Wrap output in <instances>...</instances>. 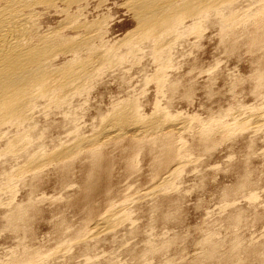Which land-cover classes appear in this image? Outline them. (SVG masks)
Returning <instances> with one entry per match:
<instances>
[{
    "label": "rangeland",
    "instance_id": "1",
    "mask_svg": "<svg viewBox=\"0 0 264 264\" xmlns=\"http://www.w3.org/2000/svg\"><path fill=\"white\" fill-rule=\"evenodd\" d=\"M91 3L90 14L81 19L99 22L107 48L100 49L102 55L109 52V48L115 52L104 55L109 58L104 57V64H98L108 67L96 71L98 65L95 66L94 79L84 82L83 91L68 100L71 106H45L47 109L43 107L41 113L36 114L38 135L35 140L42 145L44 155L41 150L36 153L34 157L39 160L31 167L25 166L27 172L23 167L18 169L27 175L17 171L21 179L15 176L10 192L1 189L5 180L0 172V264H12L11 255L15 253H21L20 256L33 253L29 260L37 264H218L219 260L226 261L229 249L234 248L229 255L232 264H249L255 259V247L264 249V116L262 120L257 119V123L250 119L256 111L264 115V46L257 51L245 43L246 31L250 33L249 30L258 26L259 21L255 19L258 5L244 2L240 6L238 13L245 15L243 18L240 14V18L235 19L238 22L232 32H236L231 37H227L213 19L195 28L196 33L188 32L171 53L170 63H164L166 67L161 65L162 61H157L156 53L147 48L140 50L144 54L139 50L132 54V49H128L127 43L134 42L138 36L135 33L139 25L127 0H91ZM51 19L53 27L66 21L61 15H53ZM232 43L236 46L234 50L230 49ZM116 55L121 62L117 63L118 56L117 60L113 59ZM71 59L70 55L59 56L56 67L68 61L67 66L71 68ZM257 59L262 62L258 63ZM65 66L64 69L69 70ZM128 105L139 113L134 110L136 115L129 109L125 114ZM67 110L71 112L66 115ZM162 112L165 113L159 115ZM153 116L160 120L157 122L162 128L156 125ZM238 116L240 120L235 122ZM132 117L133 121L128 122ZM150 118L155 119L154 122ZM223 124L225 129L222 130ZM154 125L159 128L155 130ZM103 128L107 132L99 136ZM6 129L8 134L5 132L4 138L7 139L0 142V153H7L6 143L9 138L15 139L18 131L9 125ZM159 129L162 130L159 132ZM171 131L176 147H180V157L165 163L164 146H153L151 142L169 139ZM205 132H209V136L204 137ZM96 134L98 139L87 147L78 146L79 138H94ZM92 151L102 154L97 165ZM2 161L3 157L0 171L10 172V162ZM21 164L26 165L24 160L17 163ZM32 165L36 166V172ZM247 175L252 185L234 194L233 189ZM88 177L89 181L92 179L90 190H86ZM88 194L91 196L86 199ZM29 198L34 200L33 208ZM21 202L30 207L31 218L24 223L27 228L22 224V231L19 229L16 233L6 224L4 215ZM209 243L221 246L218 250L221 256L218 252L215 255L221 257H216L218 260L207 255ZM235 245L242 246L239 249ZM150 247H156L155 253L146 254ZM253 263L259 264L257 260Z\"/></svg>",
    "mask_w": 264,
    "mask_h": 264
},
{
    "label": "bare ground",
    "instance_id": "2",
    "mask_svg": "<svg viewBox=\"0 0 264 264\" xmlns=\"http://www.w3.org/2000/svg\"><path fill=\"white\" fill-rule=\"evenodd\" d=\"M127 1L129 3L130 9H132V11L134 13V16L137 19L138 25H139L138 26L139 28H137L138 30L135 33V35H138V36H136L137 37L136 40L133 39L134 42H130V43L128 42V40H127L128 43L126 42L127 45L129 44L128 49H132V54H133V52L135 53L138 50L140 51L144 48H147V50H150L151 53H156V55L158 56V58L156 57V59H158L157 61L158 62L162 61V63H163V64L161 63V65H165L164 63L169 64L170 60L172 59L171 53H173V51L175 50L177 45L181 44L184 41L182 38H184L188 32L192 33L193 31H195V28H198L199 26H201L202 23H204L205 21L207 23L208 19H210V20L213 19L217 24H219V27L221 26L220 28L223 29V33H225V35L227 37L233 36L232 33H235L236 31L232 32L233 31L232 28H233V26H235V23L238 22V20L235 21V19H238L237 17H239V15L241 14V13L239 14L238 12H240L239 8H240V6L243 5L244 2H246V4L248 3L250 5H255V6L258 5V9L256 8L257 13L255 15L256 16L255 19H258V21H259V22H257L258 26L256 25V23L254 24L257 26L256 29L254 28V30H249L250 33H248V30L246 31L247 34H246L245 43H246L248 48L254 49V50L257 48V51H258V49L263 48V46H264V0H127ZM91 4H92L91 0H0V142L4 138L5 132H7L6 127L8 125L14 126L18 130L17 135H15L16 138L14 137L15 139H11L8 136L10 141L8 142V144L6 143L7 148L5 147L7 153H2V152L0 153V160H1V157H3L4 163L8 164L9 162L10 163L14 162L13 164L9 163V166H12V169L10 171L11 173L7 169H3L2 171H0L1 177H4V180H5V184L3 185V187L1 185V189L3 188L2 190L5 193L8 190H9V192L11 191V188L13 187L12 183H15V181H16V179H14L15 176H17L16 172L18 171L19 174L22 173L24 175L25 174L27 175L26 172H27L28 167H26L27 169H25L24 167L27 165L31 167V164H34L39 160L38 158H36L34 156H36L35 154L38 153L40 150H41V154H43L42 153L43 150H42V148H40V146H42V145L37 142L38 139H37V141L35 140L37 135H38V132L35 131V130H37L36 125H35L36 124L35 121H37L35 119L36 114L41 113V111H42L41 109L43 107L45 109H47V107H45V106H48V108H49V107H52L53 105H57V107L59 108L60 106H63V104L64 105L70 104L68 102V100L74 99L76 95L81 93V90L83 91L82 88L84 87L83 86L85 84L84 82H87V80H90L92 77L94 79V75H95L94 74V72H95L94 68L97 67L96 71L98 68L100 69L101 66L99 67L98 64L99 63L101 64L105 60L104 57H107L104 55H107V53L112 52L111 51L112 48L108 47L109 52L106 51L105 52L106 54H103V55L101 54L102 53L101 51L102 50L104 51L103 48H105L106 50H107V48L104 47L103 41L105 39H104V34H102V31H101L102 29L100 28V26H98L99 22L94 21V20L88 21L87 19L82 20L83 19L82 16H87L86 14L89 13V11H88L89 7L88 6ZM250 8H252V7H250ZM250 8L248 11H250ZM256 9L254 8V10H256ZM251 12H253V11H251ZM53 15H61L64 18V20H66V21H63V23L60 24V26L53 27L50 24L51 23L50 21L52 20L51 18L53 17ZM241 15H243V14H241ZM244 15H243V18H244ZM243 18H241V19H243ZM253 18H251V19H253ZM241 19H240V21H241ZM234 29L236 30V28H234ZM196 31H197V29H196ZM196 31H195V33H196ZM103 32H104V30H103ZM107 35H108V33H107ZM135 35L132 34L131 36L135 37ZM240 35H241V33H240ZM234 37H236V36H234ZM131 39H132V37H131ZM131 39H130V41H131ZM96 40H99L100 43L98 42V44H96L95 43ZM164 40H165V42H164ZM236 41L237 40H235V42ZM105 42H106V40H105ZM68 43H70V44H68ZM235 48H236L235 44L232 43L230 46V49L234 50ZM238 48H239V44H238ZM100 49H102V50H100ZM116 49H117V47H116ZM262 50H264V49H262ZM94 51L95 52L100 51V54L98 52V53H95V55L94 54L92 55L91 53H93ZM127 51L126 52L124 51V52L127 54L130 50L128 52ZM114 52H115V50H114ZM114 52H112V53H114ZM140 52L143 53V51H140ZM116 53H117V51H116ZM130 53H131V51H130ZM130 53H128V54H130ZM88 54H89V56L86 57L85 55H88ZM120 54H122V51ZM69 55L72 56V59L69 61V65L71 68H69L67 66L68 61L67 62L65 61L66 63L63 64L62 66H60L59 68L56 67L55 62L57 61L59 56L60 57L61 56L67 57ZM117 56L118 55H116L114 57L112 56V57H113V59L114 58L116 59ZM132 56H134V55H132ZM168 56H170V57H168ZM107 58H109V57H107ZM121 58L122 57L120 55V59ZM118 60H119V56H118ZM112 62L115 63V61H112ZM119 62H121V61L119 60L117 63H119ZM259 62H262V61L258 60V63ZM110 63H111V61H110ZM263 63H264V60H263ZM102 64H104V62ZM64 65H66L65 68L68 67L69 70L64 69V67H63ZM96 65H98V66H96ZM106 66L104 67V65H102L101 68L104 69V68H106ZM161 68L163 69V66ZM161 68H160V70H161ZM95 73H97V72H95ZM163 73H166V72L163 71ZM258 74H260V73H258ZM161 76H163V75H161ZM256 76L259 77L260 75H256ZM159 78L160 77H158V79ZM162 78L164 81L166 80V77H162ZM257 79H256V81H257ZM261 79H262V77H261ZM261 79H259V80H261ZM160 83H164V82H160ZM171 83H172V81H171ZM257 84H258V82H257ZM261 87H262V85H261ZM71 104H70V106H71ZM74 104H76V103H74ZM133 104L135 105L136 102ZM70 106H68V107L70 108ZM135 106H137V105H135ZM65 107H66V105H65ZM132 107L137 108L134 106H132ZM63 109H64V107H63ZM120 109H122V108H120ZM125 109L123 108L122 110H125ZM129 109L131 110L132 108H130V106H129V108H127L125 110V114H126V111L127 112L129 111ZM70 110H72V109H70ZM134 110H131V111L134 112ZM136 110H138V109H136ZM136 110H135V112L139 113ZM161 110L163 111V109H161ZM161 110H159V111L161 112ZM68 111L69 110H67L66 115L68 114ZM156 111H158V110H156ZM70 112L71 111H69V113ZM117 112H118V110H117ZM133 112H132V114L135 113V112L134 113ZM119 113L122 114L121 111ZM164 113L165 112H162L159 115H162ZM138 115H139V117L141 116L140 114H138ZM156 115H158V112ZM156 115H154V116H156ZM166 115L168 116L167 113H166ZM166 115H163V116L165 117ZM130 116H132V115L130 114ZM154 116H153V118H155ZM262 116H264L262 112L256 111L254 114L251 115L252 118H250V119H253L256 121L257 119L260 120ZM134 118H135V116H134ZM158 118L160 119V117H158ZM239 118H240L239 116L236 117L234 121L238 122L240 120ZM111 119H113V116ZM125 119H126V117H125ZM130 119L131 120H128V122L133 121V117ZM138 119L139 118H137L136 121H139ZM155 119H151V120L153 121ZM250 119H248V120L251 121ZM115 120L117 122V118H115ZM115 120H113V121L115 122ZM123 120H124V118H123ZM144 120H141L142 123H144L147 119L145 121ZM151 120H149V121H151ZM244 120L248 121L247 119H244ZM157 121L158 120L156 119V122ZM217 121H219V120H217ZM158 122H160V120ZM257 122L258 121H256V123ZM162 123H163V121H162ZM220 123H222V122H220ZM248 123L246 122V124H248ZM148 124H151V122ZM173 124L174 123H172V125ZM236 124H238V123H236ZM101 125H102V123H101ZM156 125H158L159 127L161 126V125H159V123ZM184 125L186 126V124H184ZM253 125L250 127H253ZM158 126H156V127H158ZM233 126H234V124H233ZM156 127L154 125L155 130L159 128V127L158 128H156ZM215 127H216V125H215ZM222 127H223L222 130L225 129L224 124ZM229 127L230 126H228V128ZM104 128L99 132V134H98L99 136L104 135L107 132V129L104 130ZM160 128H162V127H160ZM181 128H178V129H181ZM185 128H183V129H185ZM211 128H213V127H211ZM5 129H6V131H5ZM148 129H145V132L148 131ZM151 129H153V128H151ZM207 129H208V127H207ZM234 129H236V128H234ZM8 130L11 131L10 129H8ZM77 130L79 131V128ZM77 130H76V132H77ZM155 130H154V132H156ZM161 130L159 129L158 131L160 132ZM163 130H165V129H163ZM15 131L16 130H13L12 132L16 133ZM149 131H150V129H149ZM172 133L173 132L171 131L170 135H172V136L170 137V135H169L170 138L169 139L166 138L165 141H162L160 139H154V141L151 142V143H153V144H151L153 146H155L154 144H156V145L160 144V145L164 146L163 148L166 152V155L164 156L165 158H164L163 162L166 161L165 163H168L172 159H177V158L179 159V157H180V154H178L180 147L179 148L176 147L177 141L176 142L174 141L175 136H174V133L173 134ZM200 133H202V130ZM205 133H206V135H205ZM205 133H204V137L209 136L208 135L209 132H205ZM228 133H229V130H228ZM7 134H8V132H7ZM140 136H142V135H140ZM97 139H98L97 134L94 138H89V139L79 138L78 146H82V148L87 147L88 144L92 143L94 140H97ZM162 139H163V137H162ZM5 141H7V140H5ZM142 141H143V139H142ZM2 142H4V141H2ZM140 143H142V142H140ZM177 148H178V150H177ZM152 151H153V149H152ZM159 151H161V150H159ZM92 152H93L92 155L90 154L91 152L89 154L92 156L94 164L97 165L101 162L102 154L97 155L96 151H92ZM2 154H4V155H2ZM164 154L165 153H163V155ZM91 156H89L90 159H91ZM45 157H46V155H45ZM89 157H88V159H89ZM23 160L25 161V164L27 162H31V163H29L30 165L27 163L26 165L23 166L24 162L21 165H17V163L19 161L22 162ZM22 167L25 169V170L24 169L23 170L26 172H21L22 169H21V171L18 170ZM30 167H29V169H31ZM33 167L34 166L32 165V169H33ZM32 169H31V171H32ZM35 169H36V166L33 169L34 172H36ZM28 171H30V170H28ZM31 171H30V173H31ZM91 175H89V176H91ZM170 175H171L170 177H172V173H170ZM17 177L20 178V175ZM22 177H23V175H22ZM170 177H165V179L168 180ZM18 178H17V180H19ZM89 178L90 177H88V179L86 181V190H90V187H91L90 181L92 179L89 181ZM1 179H0V184H1ZM165 179H162V180H165ZM244 179H243L244 181H241L233 189V191L231 189V190H229V192L232 191L234 194L237 193V195H238V193H241L242 190L244 191V190H246V188H248L249 186L252 185L250 177L248 175L245 176ZM19 182H21V181H19ZM164 182H166V181H164ZM164 182H162V183H164ZM30 185H31V183H30ZM35 190H36V188H35ZM227 195H229V194H227ZM89 196H91V195L88 194L86 199H89L90 198ZM31 198H29V203L31 204V207H32V205H33L32 202L34 200L31 201ZM11 200H12V197H11ZM14 200H16V199H14ZM11 204L13 205V203H11ZM26 204H22V202L19 204L16 203L15 206L13 205V207L9 211H7L4 215V218L6 220V224L9 226V228L16 231V233L19 232V229L21 230L22 224H23V227H26L25 224H27V221L29 220L28 218L30 217V215H28V210L31 211V209H28L29 206H27L28 204L27 205ZM36 209H37V207H36ZM36 209L34 208V210H36ZM117 215L118 216H116V217H119V213H117ZM257 217H258V215H257ZM239 219H240V217L237 218L236 221ZM259 219H262V217H260ZM106 222L107 221H105V223ZM111 222H112V220H111ZM117 222H119V221H117ZM107 224H108V222H107ZM118 224H120V222ZM8 226H5V227L8 228ZM14 234H15V232H14ZM204 242H206V241H204ZM211 243L208 244L210 250L207 253V255L210 258H214V259L218 260L221 257H218V255L217 256H215V255L218 252L219 248H221V246H218L217 245L218 243H215V244H211ZM235 246H238V245H235ZM239 246H242V245H239ZM262 246H260V247H262ZM250 247H252V246H250ZM155 249H156V247L155 248L150 247V248L146 249L145 252H146V254H153L156 251ZM236 249H237V247H236ZM239 249H240V247H239ZM262 249L263 248L255 247V250L253 251L254 252L253 258H255L254 260L255 261L257 260V262L259 264H264V249L263 250ZM233 250L229 249L230 253ZM207 251L208 250H206V252ZM236 251L237 250H235V252ZM246 251H247V249H246ZM145 252H144V254H145ZM235 252H234V254H235ZM244 252H245V250H244ZM25 253H27V251H25ZM29 253L30 252H28L27 254H29ZM230 253H229V255H230ZM247 253H248V251H247ZM19 254H21V253H15V255L14 254L11 255L10 261L12 262V264H37L36 262H32L29 260L30 258H33V257H31L32 255L34 256L33 253H31V256H23L25 254H22L20 256ZM218 254H219V252H218ZM219 255L221 256V253ZM229 255L227 256L229 259L227 258L226 261H224V262H223V260H219L218 264H229L230 262L232 264V261H230V259H232V258L230 257L231 255L230 256ZM247 255L245 257H247ZM249 255H248V257H250ZM208 256H206V257L209 259ZM239 256H240V254H239ZM143 257H146V256L145 255L142 256V259H143ZM207 258H205V259H207ZM254 260H252V262L249 261V264L250 263L252 264ZM239 261H241V260H239ZM253 264H255V263H253Z\"/></svg>",
    "mask_w": 264,
    "mask_h": 264
}]
</instances>
